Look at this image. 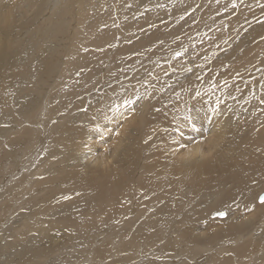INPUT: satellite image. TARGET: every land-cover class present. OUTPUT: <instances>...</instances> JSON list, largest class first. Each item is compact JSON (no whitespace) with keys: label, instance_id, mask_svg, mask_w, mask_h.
<instances>
[{"label":"bare ground","instance_id":"obj_1","mask_svg":"<svg viewBox=\"0 0 264 264\" xmlns=\"http://www.w3.org/2000/svg\"><path fill=\"white\" fill-rule=\"evenodd\" d=\"M74 1L81 15L88 13L76 29L66 19L68 10L59 9L58 2L0 0V51L7 48L0 55V256L6 255L0 264H44L45 261L58 264L68 248L71 255L68 252L65 255L70 259L79 256L72 254L74 248L91 245L101 240L100 236L111 234L115 239L118 233L111 228L119 220L125 222L116 240L117 247L122 253L137 252L136 263L139 260L142 264L159 263L153 246L157 248L164 236L168 238L163 247L169 254L163 253L162 264H182L178 263L180 257L190 259L192 264H204L216 245L221 248L215 253L229 251V243L240 242L261 224L264 204L258 201V196L264 185L253 194L258 210H254L252 221L240 224L233 219L244 208L241 197L247 193L242 185L236 186L241 197L228 193L221 199L222 194L215 193L197 206L193 204L196 191L190 189V196L185 188L199 186L201 181L197 179L201 174L197 173H211L204 171L213 167L222 175V183L215 185V191L227 185L226 173L235 165L226 149L237 151L234 154L242 162L240 166L264 169V40L260 39L264 36V22L254 23L258 15L264 17V0ZM126 4L130 5L125 7ZM260 4L262 10L257 9ZM126 11H132L131 20H126ZM243 27L245 32L238 38L237 33ZM258 39L260 43L252 46L255 50H242ZM112 46L114 52L109 50ZM177 51L182 55H174ZM210 54L216 56L208 60ZM230 61L236 64L228 65ZM175 67V74L170 73ZM136 68L140 73L135 72ZM221 78L225 80L218 86ZM105 86L110 88L104 91ZM220 89V93L213 95L214 100L207 97ZM95 92L101 94L90 100ZM173 94L177 99L172 97L173 100L169 99L172 102L165 105L166 97ZM82 95L86 97L73 106L74 99ZM155 99H158L152 105L155 111L150 105L146 107L148 104L142 106ZM158 108L161 113H157ZM119 118L129 120L116 131L113 148H122L124 159L130 163L127 174L123 172L130 178L129 183L122 180L118 162L106 157L108 147L92 159H86L81 147L84 142L91 151L90 147L95 146L91 141L94 135H102L105 126ZM208 121L214 123L210 126L213 129L207 127L210 134L199 139ZM234 123L247 138L239 134L229 144L226 136L225 142H218L222 150L216 153L214 141L224 138L227 126ZM176 130L191 135L188 138L182 133L181 143L194 137L196 143L182 146L187 149L174 153L178 137L166 138L169 131ZM123 138L129 139V144ZM167 143L172 145L168 147ZM60 144L68 147L63 155L59 154L63 151ZM204 144L209 151L207 155ZM66 155L72 156L76 164L70 162V157L71 160L67 159L75 168L70 165L71 168L66 166L67 170L60 171L55 164L60 156L65 162ZM54 168L56 174L47 175ZM194 174L197 175L189 178ZM161 187L162 196L173 194L175 209L179 208L188 221H176L175 210L166 208L168 203L155 208V204L145 201L149 195L138 196L141 188ZM129 188L131 193L126 195ZM182 199L188 200L191 207ZM199 208L206 210L207 228L212 223L223 224L225 239L217 240L219 234L210 232L214 229L210 227L209 232L206 229L198 232L206 236L208 232L207 242L197 240L195 228L205 222L195 221ZM29 209L31 213L26 211ZM130 209L138 210V214L131 217ZM219 210H225V215H214L218 212L213 211ZM15 216L23 219L21 224L27 228L24 233L37 231L31 237L36 236L34 241L25 246L24 233L17 228L21 226L12 222ZM32 216L35 222L26 226L24 221ZM80 218L82 228L77 226ZM7 222L11 223L4 227ZM50 223L58 225V232L64 237L50 236ZM134 226L132 234L130 230ZM184 232L192 241L177 238ZM10 235L16 243L15 256L13 249H8ZM3 239L10 242L7 244ZM138 240L139 243L146 240L148 247L145 245L138 251ZM152 240L157 242L153 246ZM48 243L58 244L57 248H46L42 253L36 250ZM98 245L92 253L96 263L106 258L111 246L106 242ZM92 248H87V253ZM173 249L178 251V256L172 255ZM87 253L84 251L81 259Z\"/></svg>","mask_w":264,"mask_h":264},{"label":"rangeland","instance_id":"obj_2","mask_svg":"<svg viewBox=\"0 0 264 264\" xmlns=\"http://www.w3.org/2000/svg\"><path fill=\"white\" fill-rule=\"evenodd\" d=\"M51 1H53V2H58V6H59V9H67L68 10V14L66 15L67 16V20L68 21H70L71 22V25H72V27L74 28V29H76V26H77V24H78V22L80 21V20H85L87 17H88V13H85L84 15H81L82 13H80L78 10H77V7H78V4H77V2L76 1H74V0H51ZM128 3V2H127ZM127 6H125V7H128L129 5L128 4H126ZM262 5L263 4H260V6H258V10H262ZM237 7V6H236ZM235 7V8H236ZM234 8V9H235ZM47 12H48V10H47ZM47 12H46V14H47ZM131 13H132V11H126L125 12V14H124V16H125V18H126V20H131ZM264 14V13H263ZM258 19L256 20V21H254V23L255 24H257V22L260 24V21H261V24L264 22V17L262 16V14L261 15H258ZM261 17V18H260ZM263 18V19H262ZM122 25V24H121ZM245 30V28L243 27L242 28V30L239 32V33H237L238 34V38L240 37L239 35L241 34V35H243L244 34V31ZM261 40L263 39L264 40V36L262 37V38H260ZM260 39H258L257 40V42H253V43H251V45H247V47H246V45L242 48V50H244L245 52H247L249 49H251V48H253L252 46H256L257 44H259L260 43ZM12 40H14V39H12ZM109 40V39H108ZM259 41V42H258ZM117 42H118V40H117ZM190 47V46H189ZM255 48V47H254ZM253 48V49H254ZM190 48H186V50H189ZM195 48H193L192 50H194ZM4 50H7V48H4L3 50H1L0 51V55H1V53L4 51ZM110 52H114V50H115V47L114 46H112L110 49ZM255 50V49H254ZM182 52H184L183 50H181ZM244 51H242V52H244ZM104 52V51H103ZM102 52V56L103 55H105V53H103ZM179 52V53H178ZM182 52L180 53V51H177V52H175V54L174 55H176V56H181L182 55ZM193 53V52H192ZM191 53V54H192ZM194 53H197V50L195 51L194 50ZM179 54V55H178ZM91 55H92V53H91ZM90 55V56H91ZM216 56V54H210L209 56H208V60L211 58V57H215ZM106 58V57H105ZM176 58V57H175ZM212 58V59H213ZM211 59V60H212ZM234 61V60H233ZM232 61V63H231V61H230V63L228 62V65H232L233 63H235V62H233ZM183 62V61H182ZM152 63V62H151ZM177 64H180V63H177ZM236 64V63H235ZM158 65V64H157ZM215 65V64H214ZM177 66H179V65H176V67ZM174 68V69H172L171 70V72L170 73H172L175 69H177V68ZM215 67V66H214ZM140 68V67H139ZM139 68H136V70H135V72L137 71H139L138 73H140V69ZM169 71V70H168ZM167 71V72H168ZM135 72H133V74H132V76L134 75V73ZM167 72H164V74H166ZM168 74V73H167ZM166 74V75H167ZM173 74H175V71H174V73ZM139 75V74H138ZM191 76V74H186V76ZM132 76H130V77H132ZM188 76V77H189ZM130 77H128V80H131L130 79ZM183 78H185V75L182 77V79ZM191 78V77H190ZM127 80V79H126ZM125 80V81H126ZM225 80V78H221L220 79V81H219V83H218V86L221 84V83H223V81ZM176 81H178V79H176ZM191 81V80H190ZM195 81V80H194ZM178 82H184V81H178ZM191 82H193V79H192V81ZM249 83V82H248ZM193 85H195V83L193 82ZM106 88V89H105ZM105 88H104V91H107V89L108 88H110V87H108V86H105ZM152 89V88H151ZM175 90H176V88H175ZM221 90L222 89H220V91H214L213 93H209L208 95H207V97H211L213 100H214V94H218V93H220L221 92ZM228 90L229 91H231L232 89H231V87H228ZM98 92V91H97ZM97 92H95V94L96 95H94V93H92L91 94V96H90V100L92 99L91 97H93V96H97V95H99V94H101V93H97ZM108 94V93H107ZM176 94V96L178 95V93L176 92L175 93ZM175 94H173L172 96H169V97H166V98H168L167 100H166V103H165V105L168 103V104H170L172 101H170V100H173V98H175V99H177L178 98V96H177V98H176V96H174ZM169 95V94H168ZM86 96L84 95H82V96H79V97H77L76 99H74L75 101L72 103L73 104V106H74V103L75 102H80L81 100H83V98H85ZM173 97V98H172ZM80 98V99H79ZM171 98V99H170ZM170 99V100H169ZM79 100V101H78ZM146 100V99H145ZM144 100V101H145ZM155 101H158V99H155L154 101H152V103H147V102H145V103H143V105L142 106H145L146 104H148V105H146V107H148L149 105H150V108H152L153 106L152 105H155ZM170 101V102H169ZM149 108V107H148ZM154 108V107H153ZM152 108V109H153ZM263 109H264V106L262 107ZM154 110V109H153ZM157 110V113L158 112H162L161 111V108H158V109H156ZM155 111V110H154ZM131 114H128V116H130ZM69 116V115H68ZM68 116H67V118H68ZM148 118V117H147ZM84 119V118H83ZM118 120V119H117ZM116 119H114V122L112 123V125H107V126H105V132H103V134L102 135H99L100 133H97L96 135H94V137L91 139V141L93 140V144L95 145V146H91L90 148V150L91 151H88L87 149H89V144H86V143H84L83 142V144L81 145V147L84 149L83 151H84V153L86 154V159L87 158H90V159H92V157H94V155L97 153V154H99V153H102V152H104L105 151V147L107 148H109L107 151H106V157H108L110 160H112V161H117L118 162V166H117V168L118 169H121V172H120V175L122 176V180H127L128 181V183H129V181H130V178H128V177H126V176H124L123 175V172L125 173V175L127 174V167L128 166H130V163L128 162V160H125L124 159V157H123V155H124V152H123V149L122 148H116V149H114L113 148V144H114V142L115 141H117V136L115 137V133H116V131H118L119 129H120V127L125 123V121H128L129 120V118H127V119H123V118H119V120L117 121ZM212 125H214V123L213 122H211V121H208L206 124H205V131L203 132V133H201V134H199L198 135V138L199 137H201L202 138V140L203 139H205V138H203V137H205L206 136V134H210L209 132H210V130L211 129H213V128H211L210 126H212ZM207 127H210L209 129H207ZM188 128V127H187ZM195 129H197V127H195ZM208 131V132H207ZM179 132V133H178ZM178 133V134H177ZM182 133L184 134V135H186V136H188V138H190V136L191 135H189V134H187V133H184L183 131H180V130H176V131H169V136L166 138V140L168 139V138H171L173 135H174V137L176 138V137H178V142H179V144L177 145V146H175L176 147V149H175V151H173L174 153H176V152H178V153H181V152H183L185 149H187V147H182V146H189V145H193L194 143H196V142H193V140H195L196 138L194 137V139H192V140H190V141H185L184 143H181V140H180V137L182 136ZM180 134V135H179ZM204 134V135H203ZM239 127L237 126V123H234V124H232V125H228L227 126V133H226V135H224L223 137L224 138H218V139H216L215 141H214V144H216L217 146L216 147H214L213 149H214V151L216 152V153H220L221 152V150H222V148H221V146L219 145V141L220 140H223L224 142H225V138H226V136H227V138H226V141L229 143V144H232L235 140H236V138L239 136ZM208 136V135H207ZM240 136H242V137H244V138H247V134L246 133H242V134H240ZM100 138V139H99ZM208 138H210V137H208ZM253 138V137H252ZM87 140V138H84V141H86ZM200 139V138H199ZM251 139V138H250ZM123 140L124 141H127V144H129V139H125V138H123ZM91 141H88L87 143H89V142H91ZM100 141V142H99ZM113 142V143H112ZM193 142V143H192ZM197 142H199V141H197ZM205 142V140L201 143V144H203ZM91 144V143H90ZM207 144V143H206ZM206 144H204L202 147H203V149H204V151L206 152V155L208 154V150L205 148V145ZM86 145V146H85ZM168 147L169 146H171L172 145V143H167L166 144ZM60 146H63L62 144H60ZM87 147V148H86ZM66 148H68V147H65V146H63V148H62V150L63 151H60L61 153H59L60 155H63V152L65 153V151H66ZM179 150H180V152H179ZM69 151V150H68ZM226 151L228 152V155L230 156V159L231 160H233L234 161V165L235 166H233L229 171H228V173H226V178L228 179V181H229V183L227 184V185H224L223 186V188L221 189V190H219V191H215V185L216 184H221L222 183V175H220V173H219V171H217V170H215V168L213 167L211 170H209V171H204V172H211V173H206V174H202V173H197V174H201V176L200 177H198V181H201V184H199V186H196V185H188L186 188H185V190H188V192H187V194H190V196H192V194H191V192H189V190L190 189H192V190H194V191H196V195L193 197V199H194V201H193V204L195 205V206H197L199 203H201V205H203L204 204V201H205V199L206 198H208L209 197V195H212V194H222L221 196H220V198L222 199V198H224V196L226 195V194H228V193H232V194H238L239 195V197H241V195H240V192L237 190V188H236V186L237 185H242L243 186V188H244V191H245V193H247V196L249 197L250 196V199L249 198H247V196L246 197H244V196H242L241 198H242V201H245L244 203H242V205L244 206V208H242L243 210H241V212L240 213H237L236 215H234V221H235V223H237V224H240L241 222L243 223V222H248V221H252V214L254 213V210L256 209V210H258L256 207H255V205H254V198H253V194H254V192H257V187H259V186H261V185H264V169H262V168H257V166H254V165H249V166H240V164L242 163L240 160H238V159H236L235 158V156H236V154H234L235 152H237L235 149L234 150H232V149H226ZM89 152H91V153H89ZM69 153H70V151H69ZM68 154V153H67ZM61 157L62 156H60V161L58 162V164L56 163L55 164V167L58 169H60V171H62L63 169L64 170H67V167H68V169L69 168H71V166L70 165H72L73 163H75V161H74V159L73 158H71L70 157V155L69 156H67L66 155V161L68 160L67 158H69L70 160H68V162H63V160H64V157L62 158V161H61ZM72 163H70V162ZM73 161V162H72ZM69 163V164H68ZM66 164H68V165H66ZM76 164V163H75ZM75 164L74 165H72V167L73 168H75ZM139 164H140V161H139ZM58 165V166H57ZM67 166V167H66ZM52 167H54V165L52 166ZM56 168H54V170L52 169V171H51V169H50V171L48 170V172H49V174H47V175H51V173H52V175H54V173L56 174ZM236 168H238V170H236ZM58 169V170H59ZM63 170V171H64ZM138 173V171H136V174ZM197 174H194V175H192V176H190L189 178H192V177H194V176H196ZM197 180H194V183L196 184V182H197ZM127 183V182H126ZM7 187H9L8 185H7ZM178 188V186H174V189H177ZM257 188V189H256ZM135 188L134 187H132V190H134ZM184 190V191H185ZM162 187L160 188V189H158V190H155V189H152V188H141L140 189V192L138 193V196L140 197H143L144 196V194L145 195H149L148 197H146L145 198V201H147L149 204H155V208H160V206L161 205H163L164 203H168V207H166V208H171V209H173V210H175V213H176V215H177V220L176 221H188L182 214H180V212H179V208L178 209H175V206H174V200H172V195L173 194H170L169 196H162ZM3 192V191H2ZM264 192V191H263ZM130 193H131V190H130V188L128 189V193L126 194V195H130ZM6 199L8 198V197H5ZM178 200H179V198H178ZM1 202V201H0ZM133 202H136V200L135 199H133ZM182 202H184L185 203V205L189 208V207H191V206H189V204H188V200H183L182 199ZM257 202V201H256ZM238 204H240V202H238ZM180 207V206H179ZM135 208V207H134ZM136 209H138V208H136ZM136 209H130V213H131V217H134L135 215H137L138 213H137V211L138 210H136ZM27 212H29V213H31V209H29V210H26ZM213 212H224L225 213V210H222V211H213ZM212 212V213H213ZM261 213H264V211H262ZM215 215V214H214ZM19 216V215H18ZM18 216H15V217H13V218H15L12 222H14V223H17L16 225L17 226H21V227H17L18 229H19V231H21L22 233H24L23 231L25 230H27V228L24 226V224H21V223H23L22 221H23V219H18L19 217ZM18 217V218H17ZM173 217V216H172ZM206 217V210L204 209V208H199L196 212H195V215H194V218H195V221L196 222H199V221H205L204 222V225H200V226H198V227H196L195 228V232L193 231V233H195L196 234V238H197V240H199V241H204V242H207V237H208V232L210 231V227H212V228H214L213 230H211L210 232H215L216 231V233L214 234V235H218V237H217V240H221V239H225L227 236L222 232V228H223V224L221 225V224H213L212 223V225L209 227V228H207V225H206V221H207V218H205ZM12 218V219H13ZM33 218V219H32ZM32 218H30V219H28V218H26V220L24 221L25 222V225L26 226H28L29 224H32V223H34L35 222V217H33L32 216ZM81 220H82V218H80V222L79 221H77V226H79L78 228H82V223H81ZM122 220V219H121ZM261 220V224H259V226H255L252 230H251V234L249 235V236H245L244 237V239H242L240 242H235V243H229V244H231V245H229L228 243H226V244H228L227 245V249H229L228 248V246L230 247V249H229V251H227L226 250V252L224 251H220V252H217V253H215V251L216 250H218V248L220 249L221 248V246H219V245H216L213 249H214V253L213 252H211V253H209V260H206L205 261V263L204 264H264V227L262 228V224L264 223V218H261L260 219ZM259 220V221H260ZM124 222H125V220L123 221H117L116 222V226H113L112 228H111V230H113L114 231V233L116 232V233H118V235L119 236H121V234H122V231H123V224H124ZM9 223H11V222H9ZM8 222L4 225V227H7V225L9 224ZM123 223V224H122ZM52 224V228L50 229V232H48L49 234H50V236H52V235H57V234H61V236H63L62 235V233H60V232H58L59 230V226L58 225H55V224H53V223H50V225ZM264 226V225H263ZM56 227V228H55ZM26 228V229H25ZM53 228H55V229H53ZM256 228H258V230L256 229ZM2 229V228H1ZM1 229H0V231H1ZM121 229V230H120ZM134 229H135V226H134V228H132V230H130V233H132V234H134ZM205 229H206V231L208 230V232L206 233L207 234V236L206 235H203V234H199V233H201V232H199V231H205ZM55 230V231H54ZM33 231V232H32ZM119 231V232H118ZM199 232V233H198ZM263 232V233H262ZM37 233V231L35 232L33 229H31L30 231H27V232H25L24 234H23V242H22V244H24V246L27 244V242H32V241H34V239H35V237L33 238V239H31V237H33L35 234ZM39 233V232H38ZM109 233H111V232H109ZM261 233H262V235H261ZM42 234H44V231L42 232ZM41 234V235H42ZM103 235H105V234H103ZM118 235H116V237H115V239H112V235L110 234V235H108V236H100V239L101 240H99V241H97V242H95V243H92L91 245H85V244H83V246H78V247H76V248H74L73 249V251H72V254H79V256H73V257H71L70 259H68L69 258V255H71V252L69 253V249L70 248H68V250H64V252H63V254H62V256L60 257V262L58 263V264H84V263H86V264H135L136 263V261H135V256H136V254H137V252H136V254H134V252L133 253H131V254H127L126 252H120L119 250V248L117 247V239H118ZM167 235L168 236H170V233H167ZM166 235V236H167ZM39 236V235H38ZM188 236H190L187 232H184V233H182V234H180L177 238H180V237H184V239L186 240V241H192V239H188L187 237ZM260 236H262L261 238H259ZM10 237V239L12 238L11 237V235L9 236ZM9 237H7V239L9 240ZM64 237V236H63ZM87 237V236H86ZM28 238V239H27ZM107 238V239H106ZM167 238L168 237H165L164 236V239H163V241L162 242H160L161 244H156V246H158L157 248L155 247V246H153L154 245V243L157 241V238H155L156 239V241L154 242V240H152V246L154 247V254H156L155 256H157L159 259H158V262L159 263H157V264H162L163 263V260L161 261V256L162 255H164V254H169V252H167V251H165V248L163 247V245L166 243V241H167ZM154 239V238H153ZM109 240V241H108ZM140 240V239H139ZM139 240H138V243H139ZM3 241H6L5 239H3ZM88 241H90V239H88ZM116 241V242H115ZM146 241V240H145ZM145 241L144 240H142V242L141 243H139V248H138V251L140 250V248H143L145 245V248H147L148 247V245H147V242L145 243ZM8 242H10V241H6V243L8 244ZM35 242H36V244L37 243H39V241H37V240H35ZM78 242V241H77ZM104 242H106V243H108V245H111L110 246V250H109V252H108V254H107V256H106V258L105 259H102V262H95V258H94V256H93V251H94V249H95V247L94 246H100V245H98V244H102V243H104ZM143 242L145 243V244H143ZM79 243V242H78ZM157 243V242H156ZM15 240L12 238V241L10 242V244L8 245L9 247H8V249H9V251L10 250H12L13 249V251H11L12 253H14L13 255L15 256V251L16 250H14V246H15ZM49 244V243H48ZM46 245L45 246V248H43V249H41L42 248V244H41V246H38V247H36V250L38 251L39 250V252L41 251V250H46V248L48 249H51V250H55V247L57 248V245L58 244H56V246H55V244H53L52 246H54V247H52V246H50V244L49 245ZM52 244V243H51ZM63 244V243H62ZM19 245V244H18ZM60 245V244H59ZM85 245V246H84ZM116 247H115V246ZM29 246H30V244H29ZM28 246V247H29ZM89 246H90V248L93 246V248H92V250H90V252L89 253H87V251H86V249L88 248V249H90L89 248ZM84 247H85V249H84ZM115 247V248H114ZM222 247H224V246H222ZM54 248V249H53ZM66 248V247H65ZM216 248V249H215ZM144 249V248H143ZM150 249V248H149ZM212 249V250H213ZM71 250H72V248H71ZM70 250V251H71ZM75 250V251H74ZM160 250H161V252L162 253H159L160 252ZM18 251V250H17ZM79 251V252H78ZM83 251V252H82ZM84 251L88 254V256H86V258H83L84 259V262L82 263V261H83V259H81L82 258V256H83V254H84ZM38 252V253H39ZM65 252L67 253V254H69V255H65ZM73 252H75V253H73ZM40 253H42V252H40ZM159 253V254H158ZM164 253V254H163ZM174 253V254H173ZM178 253V251L175 249H173V252H172V255H176ZM81 254H82V256H81ZM116 254V255H115ZM145 254V253H144ZM149 254V253H148ZM12 255V254H11ZM139 255V254H138ZM141 255V254H140ZM110 256V257H109ZM149 256V255H148ZM176 256H178V255H176ZM5 257H6V255H1L0 256V260L1 261H3V260H5ZM94 259H93V258ZM189 257V256H188ZM38 258V257H37ZM92 258V259H91ZM181 259L179 260L180 262H178V263H186V264H192L189 260L187 261L184 257H180ZM62 259V260H61ZM80 259V260H79ZM91 259V260H90ZM183 259H185V260H183ZM109 260V261H108ZM149 260H151V259H149ZM126 261V262H125ZM140 261V260H139ZM137 262L136 264H142V263H144L143 261H140V262ZM68 262H70V263H68ZM104 262V263H103ZM128 262V263H127ZM146 262V261H145ZM174 263V262H173ZM44 264H49V262H46L45 261V263ZM175 264H177V262L175 263Z\"/></svg>","mask_w":264,"mask_h":264},{"label":"snow or ice","instance_id":"obj_3","mask_svg":"<svg viewBox=\"0 0 264 264\" xmlns=\"http://www.w3.org/2000/svg\"><path fill=\"white\" fill-rule=\"evenodd\" d=\"M259 200H260V203L264 204V195L260 196ZM217 215L223 216L225 215V213L220 212V213H217Z\"/></svg>","mask_w":264,"mask_h":264},{"label":"water","instance_id":"obj_4","mask_svg":"<svg viewBox=\"0 0 264 264\" xmlns=\"http://www.w3.org/2000/svg\"><path fill=\"white\" fill-rule=\"evenodd\" d=\"M262 195H264V192L260 193V195L258 196V201H259V202H260L259 198H260V196H262ZM218 213H220V212H218ZM223 213H224V212H223ZM215 215H217V213H216ZM219 216H220V215H219Z\"/></svg>","mask_w":264,"mask_h":264}]
</instances>
